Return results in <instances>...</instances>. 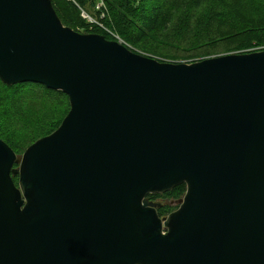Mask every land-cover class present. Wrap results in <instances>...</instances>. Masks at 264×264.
<instances>
[{"label": "water", "instance_id": "water-1", "mask_svg": "<svg viewBox=\"0 0 264 264\" xmlns=\"http://www.w3.org/2000/svg\"><path fill=\"white\" fill-rule=\"evenodd\" d=\"M0 81L69 102L21 155L0 139V264H264V50L162 61L0 0Z\"/></svg>", "mask_w": 264, "mask_h": 264}, {"label": "trees", "instance_id": "trees-1", "mask_svg": "<svg viewBox=\"0 0 264 264\" xmlns=\"http://www.w3.org/2000/svg\"><path fill=\"white\" fill-rule=\"evenodd\" d=\"M51 2L64 26L79 33L99 34L114 40L105 31L108 30L129 49L162 61L181 62L178 53L156 46L162 32L177 33L175 16L179 12L196 15L207 10L197 16H207L204 29L194 36L195 47L207 45L197 56L213 57L219 47L223 48V54L264 50V0H151V3L150 0H103L104 8L100 10L97 9L99 0ZM82 12L96 23L84 19ZM155 36L156 40L153 39ZM220 40H232L233 44L231 47L219 46L216 43ZM68 111V98L62 92L35 83L6 86L0 81V139L16 155L55 131ZM12 179L17 186L18 177ZM185 191L182 184L164 194H150L148 199L160 201L162 205L157 212L164 217L178 208L173 202L182 198Z\"/></svg>", "mask_w": 264, "mask_h": 264}, {"label": "rangeland", "instance_id": "rangeland-1", "mask_svg": "<svg viewBox=\"0 0 264 264\" xmlns=\"http://www.w3.org/2000/svg\"><path fill=\"white\" fill-rule=\"evenodd\" d=\"M150 3H151V0H150ZM206 12L207 10H203L202 12L196 15H192L188 12H179L175 16L176 18L175 25L176 27H178L177 33L170 31V30L167 33L162 32L161 35H159V40H158L159 43H156V46L166 49L170 53H173V52L178 53V55H180V57L182 58L179 59L181 60V62H176V63H188L189 64V63L197 62V61L204 60L207 58H212V57L197 56L199 52H202L206 48L207 45L205 46L200 45L199 47H195L193 45L195 34L200 32V30L204 27L205 21L207 19V16H202V17H197V16L201 15L202 13L204 14ZM180 26H182L183 29H180ZM153 39L156 40L157 39L156 36L153 37ZM216 44L219 46L231 47L233 44V41L232 40H220ZM221 50H223V48L219 47L215 53L216 55L213 57L234 54V53L223 54ZM253 52H256V51H253ZM189 56H193V57H189ZM192 59H195V60L193 62H190L192 61ZM173 205H176V204L174 203Z\"/></svg>", "mask_w": 264, "mask_h": 264}, {"label": "built area", "instance_id": "built-area-1", "mask_svg": "<svg viewBox=\"0 0 264 264\" xmlns=\"http://www.w3.org/2000/svg\"><path fill=\"white\" fill-rule=\"evenodd\" d=\"M103 9L104 8V5H103V0H99V2H98V4H97V9L98 10H100V9ZM103 15L104 14H102L101 15V17H103ZM81 16L84 18V19H86V20H88L89 22H91V23H96L90 16H88L87 14H85L84 12H82L81 13ZM101 26V25H100ZM102 27V26H101ZM103 28V27H102ZM103 29H105V28H103ZM105 31H107L113 38H114V40H116V41H119L120 43H122V44H124L125 46H127L122 40H120L119 38H118V36H116L115 34H113L112 32H110V31H108V30H105ZM128 47V46H127Z\"/></svg>", "mask_w": 264, "mask_h": 264}]
</instances>
